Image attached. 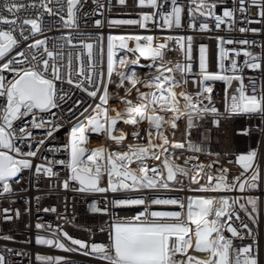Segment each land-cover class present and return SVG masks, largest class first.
<instances>
[{
	"label": "built area",
	"instance_id": "2783aa9c",
	"mask_svg": "<svg viewBox=\"0 0 264 264\" xmlns=\"http://www.w3.org/2000/svg\"><path fill=\"white\" fill-rule=\"evenodd\" d=\"M47 4L52 9L53 14H49L40 5ZM215 5V15H223L225 9L232 10L234 15L230 22L223 23L219 28L216 27L214 16H203L199 13L191 15L189 8L193 7L190 0H156L155 6L145 2L144 5L139 0H125L121 4L119 0H81L82 7L76 13L77 20L74 27H65L61 16L67 18V6L65 0H7L8 4L16 3L23 5L22 8L9 13L6 7H0V14L9 19H17L18 23L24 19H39L42 31L35 36L31 35L30 30L25 32L28 36L24 40L19 36V28L15 35L19 38L18 46L13 49L10 56H15L16 52L23 50L37 57V63L42 67V60L48 59L50 64L55 63L61 67V79L55 80L56 103L57 107L47 112L34 110L37 120L45 122V127L36 129L31 127L33 114L14 122L17 135L19 129L24 128L31 131V137L17 140L16 144L23 152L37 151L35 157H31L33 167L24 169L18 177L9 181L11 191L0 194V255L5 257V264H45L38 261L37 255L43 257H62L61 264H108L107 261H100L98 257L84 255L82 251L67 252L49 245L36 243L38 236L60 239L66 246L71 245L60 233L56 236L52 230L57 228L68 233L74 239H79L89 245L103 244L110 245L112 236V225L117 221H129L138 216L141 212L152 211H182L177 205L152 204V199H178L185 205L190 197L220 198H239L241 202L251 197L256 199V211L252 212L251 205H246L247 211L236 206V211L240 216L239 220L233 218V226L237 228L240 237H232L231 233L225 230L224 235L233 242V249L251 246L253 254L258 260V264H264V115L245 114L232 112V97L238 96V89L241 83L245 87L246 93L260 96L264 94V16L261 15V6L253 4L252 0H245L243 7L245 11H240L239 0H207ZM5 0H0L3 5ZM35 5V6H33ZM182 8L181 26L172 27L164 25L166 16L172 13L173 8ZM151 18L145 21L144 28L139 24L110 26L112 20H136L140 21L143 15ZM101 22L97 26L96 21ZM207 23L208 29L201 30L199 25ZM194 25V27H189ZM9 25L0 24V29H8ZM240 28L249 29L241 32ZM255 29L256 31H252ZM111 35H140L153 37V44L164 43L167 45L163 61L167 67L174 68L175 65L190 64L192 71L188 73L165 72L164 75H171L175 78L177 100L181 108L184 104V97L181 93L191 95L196 101L199 95L200 103L198 108H215V114L211 112L197 115L195 111H190L176 120V127L172 128L169 124L163 125V134L169 141L168 155L174 162L182 167L191 168L193 165H204L205 172L214 176L220 175L226 170L229 182L234 178L240 177L244 169L237 163V156L241 153L255 152V166L259 169L257 187L245 189L243 192L238 189L232 191H197L198 184H193L191 180L183 175H179L176 181L169 182V188L126 190L119 192L107 191L99 192H80L78 182L69 179L71 173L67 167L70 153L67 145L71 128L78 120L84 119L86 115H92L95 105L99 103L98 97L93 98L87 95L77 83L85 81V75L91 74L96 83L107 84L109 100L107 107L109 115L115 116L117 112H123L126 107L124 100H131L138 104L139 92L150 93V89L145 83L149 78L158 73L160 61L153 60L151 57H143L134 51L120 49L115 54V60L126 58L136 63H129L124 71L131 75L135 73L141 83L135 88L125 81L120 83V77L113 73L112 77L107 76V38ZM169 37L185 38L180 44L175 39ZM191 59H188L189 41ZM222 38L224 43L221 45ZM37 39L45 40V44L36 49H29L28 45ZM71 39V43H69ZM233 41L228 44L227 41ZM241 40L248 41L247 44L239 43ZM145 43L144 41H141ZM84 43L93 45V62L91 72H89V60ZM128 45L133 48V41L129 40ZM206 49V69L208 73L218 75H239L242 81L232 80L231 83L223 80L204 81L203 85L199 82L200 76V48ZM223 47L228 56L221 61L220 48ZM45 48L53 52V57H48ZM234 50L241 51L236 55ZM246 50L252 54L251 57L243 55ZM80 59H77V56ZM71 58V68L69 69V59ZM232 60L238 65V70L234 73L231 70ZM247 62L260 63V68H249ZM223 63L224 69L220 65ZM83 69L85 75L80 74ZM71 72L72 84L67 81ZM7 80L13 78L12 73L2 72ZM51 78V71L48 73ZM90 90V85H86ZM210 87V93L205 92L204 88ZM255 90V91H254ZM103 93L100 89L99 94ZM157 94H159L157 92ZM76 101H81L76 105ZM5 103V98L0 97V105ZM69 108L73 111L70 113ZM85 109L88 112L85 113ZM83 114V115H82ZM166 116L170 117L171 113ZM191 116V125H189ZM58 125V128L54 126ZM49 129H53L51 137L47 135ZM121 131L125 134V139L116 143L107 135L100 133L101 142L106 153L124 152L129 150V145H146L148 143L149 132L152 135V143L159 144L156 139V129L149 126L147 121H140L137 125L126 124L123 119L117 122L115 135H120ZM134 132H139V137L133 136ZM40 140L44 143L37 149ZM173 143H181L183 148H173ZM196 149H200L197 151ZM185 160L189 161L185 165ZM52 161H64L63 164L49 163ZM145 163L150 167L160 165L159 161L146 159ZM51 166L53 176L49 177L43 172L37 173L35 166ZM211 167H208V166ZM131 167L135 168L133 163ZM194 173H190L192 175ZM151 175V173H149ZM250 175V173H249ZM68 181L69 187L63 186ZM200 184H206L204 177L200 178ZM101 187H107L106 174L102 177ZM2 190V189H0ZM143 198L144 205H128L117 207L114 201L122 199ZM95 205L101 209L99 212L91 211ZM7 209V212H5ZM49 209V211H45ZM50 209H55L51 211ZM106 209V211H105ZM18 213V215H17ZM5 216L12 217L5 219ZM149 219L151 217L149 216ZM37 224L44 225L37 228ZM246 224L248 227L244 228ZM194 228V225H191ZM188 255L201 260H206L208 254L204 252H194L189 249ZM182 257L177 255V259Z\"/></svg>",
	"mask_w": 264,
	"mask_h": 264
},
{
	"label": "snow or ice",
	"instance_id": "6c2138e0",
	"mask_svg": "<svg viewBox=\"0 0 264 264\" xmlns=\"http://www.w3.org/2000/svg\"><path fill=\"white\" fill-rule=\"evenodd\" d=\"M67 6V18L61 16L60 19L64 21L65 27H74L77 20V11L82 7L81 0H65ZM121 4L125 0H119ZM147 2L155 6L156 0H139L141 5ZM193 7L189 8V13L195 15L199 13L203 16H214L216 27L219 28L221 24L231 21L234 13L232 10L225 9L223 15H215V5H210L207 0H190ZM245 0H239L240 11H245L243 7ZM253 4H259L260 0H252ZM35 6V5H33ZM49 14L52 9L47 7V4L40 5ZM0 7H6L9 13L22 8L23 5L16 3L8 4L7 0ZM261 15L264 16V5L261 6ZM182 8L175 6L171 14L165 17L164 25L172 27L181 26ZM151 17L147 14L143 15L140 21L136 20H112L110 26L118 25H133L139 24V27L146 26L145 21ZM0 24L9 25L8 29H0V73H12L13 78L7 80L4 75H0V97L5 98V103L0 105V194L11 191L9 181L14 177H18L24 169L33 167L31 157L37 155V151L23 152L16 144L17 140H23L25 137H31L32 132L26 131L24 128L19 129L17 135L14 122L33 114L31 123L32 128L40 129L45 127V122L37 120L34 110L40 112H47L52 108H56V85L55 80L61 79V67L55 63L50 64L48 59L42 60V67L37 63V57L33 54L29 59V54L23 50L16 52L15 56H10L13 49H15L20 40L15 35L17 28H19V36L24 40L28 39L25 32L30 30L31 35L35 36L42 31L39 19H24L18 23L17 19H9L0 14ZM97 26H101L99 20L96 21ZM194 27V25H189ZM201 30H207L208 24L201 23L199 25ZM241 32L249 29L240 28ZM252 31H256L252 29ZM168 39H175L181 48L184 47L182 41L183 37H169ZM188 48V59H191L190 40ZM221 45L224 43L222 38H218ZM136 42V47L130 48L128 41ZM144 41L145 43H141ZM71 43V39L68 41ZM232 44L233 41H227ZM240 44L248 43L246 40L239 41ZM45 44V40L37 39L30 45L29 49H36ZM84 49L87 50L89 60V72H91L93 62V45L91 43H84ZM167 45L164 43L154 45L153 37L140 35H109L107 38V76L112 77L113 73L120 77V83L129 82L132 88H135L138 83H141L135 73L131 75L126 74L124 69L129 63H136L126 58L115 60V54L120 49L127 51H138L141 56L151 57L153 60H159L160 69L158 73L149 78L145 83L150 89L154 91L150 93L139 92L137 94L139 100L138 104H134L131 100H124L126 108L123 112H117L115 116H110L108 105L109 94L107 84L96 83L91 74L85 75L83 69L80 70L81 75H85V81L77 83L76 86L81 88L88 96L98 97L99 103L95 105L92 110V115L84 116V119L78 120L71 128L69 143L70 159L67 162V167L71 173L69 179L78 182L80 192H99L104 193L111 191L113 193L126 190H140V189H156L169 188V182L177 180L178 174L188 177L193 184H198L197 191H232L238 189L243 192L245 189H254L257 187V180L259 178V169L255 166L256 153L249 152L246 155H240L237 158V163L241 165L244 172L240 177L234 178L231 182L228 181L226 170L222 171L220 175L214 176L205 172L204 165H193L191 168L182 167L174 162V159L169 158L168 145L169 141L163 134V125L169 124L172 128L176 127V120L181 116L186 115L190 111H195L197 115L211 112L215 114V108H198L200 103L199 95L196 101L188 94L181 93L184 97V104L181 108L180 102L177 100V93L174 91L176 86L175 78L171 75H164L165 72H180L188 73L192 71L190 64H177L174 68L167 67L163 61L165 49ZM236 55H240L241 51L234 50ZM48 57H53V52L45 48ZM206 49L200 48V84L204 81L223 80L231 83L232 80L242 81L239 75H218L208 73L206 69ZM243 55L251 57L252 54L246 50ZM228 56V52L221 47L220 58L221 61ZM80 59V56H77ZM246 66L249 68H260L261 64L256 62H247ZM224 69L223 63L220 65ZM71 68V58L69 59V69ZM231 70L235 73L238 70V65L235 60H232ZM51 71V78L48 73ZM69 84L73 83L71 79V72H69ZM90 85L95 90H90ZM103 93L99 94L100 89ZM205 92L210 93V87L204 88ZM255 91V90H254ZM157 92L159 94H157ZM238 96L232 97V105L230 110L232 112H239L245 114H262L264 115V94L257 96L256 94H247L245 87L241 83L238 89ZM78 106L81 101H76ZM68 111L71 113L72 108ZM85 113L88 109L84 110ZM171 113V116H166ZM83 115V114H82ZM123 119L124 123L137 125L140 121H147L150 128L156 129V139L161 143H152V135L149 132L148 143L146 145H129V150L124 152L106 153L103 147H98L89 150L84 146L87 140L86 133H102L108 136L116 143H120L125 139V134L121 131L120 135H115L114 131L117 129V122ZM191 116H189V125H191ZM58 128L59 126H54ZM53 129H49L47 135L51 137ZM139 132H134L133 136L139 137ZM44 143L40 140L37 144V149ZM173 148H183L181 143H173ZM199 151L200 149H196ZM146 159H153L160 162L156 167H150L145 163ZM56 164H63L64 161L49 162ZM135 163L136 167L131 165ZM185 165L189 161L185 160ZM208 167H211L210 165ZM37 173L43 172L45 175L51 177L55 173L51 166L37 165L35 166ZM151 173V175H149ZM190 173H194L190 175ZM250 173V175H249ZM107 176V187H101L100 182L102 177ZM204 177L207 180L206 184H200V178ZM63 186L69 187L68 181H65ZM115 206L128 205H144L145 199H122L113 202ZM152 204H167L177 205L181 209L186 208V212L182 211H152L148 213L147 210L141 212L138 216L129 221H117L112 225V236L110 245L92 244L90 247L79 239H74L63 232L62 229L57 228L52 230L53 235L60 233L66 240L70 241L71 245L77 247L66 246L60 239H51L38 236L36 243L41 245H49L67 252L82 251L84 255L98 257L100 261H107L108 264H258L256 256L253 254L252 247L245 246L239 249H233V242L224 235L225 230L231 233L232 237H240V233L236 227L233 226V218L240 219L236 211V206L247 211L246 205H251V211H256V199L247 198L246 202H241L239 198H229L222 196L220 198H205V197H190L187 204L178 199H152ZM55 211V209H50ZM49 211V209H45ZM91 211L99 212L101 209L95 205L92 206ZM106 211V209H105ZM7 212V209H5ZM18 215V213H17ZM149 216L151 219H149ZM10 216H5V219H11ZM191 225L195 227L192 228ZM36 227L43 228L44 225L37 224ZM244 228L248 226L243 225ZM208 254L206 260H201L191 255H188L189 249ZM179 254L181 259H177ZM38 261H44L45 264H61L62 257H43L37 255ZM0 264H5V257L0 255Z\"/></svg>",
	"mask_w": 264,
	"mask_h": 264
},
{
	"label": "rangeland",
	"instance_id": "374dc122",
	"mask_svg": "<svg viewBox=\"0 0 264 264\" xmlns=\"http://www.w3.org/2000/svg\"><path fill=\"white\" fill-rule=\"evenodd\" d=\"M109 35H111V34H109ZM86 135H87V140H86V143L84 146L89 150V152H90V150L96 149L98 147L104 148V146L102 145V142H101L100 133L88 132V133H86ZM246 154L247 153H241L237 156V158L240 155H246ZM69 159H70V157H69Z\"/></svg>",
	"mask_w": 264,
	"mask_h": 264
},
{
	"label": "water",
	"instance_id": "95a60500",
	"mask_svg": "<svg viewBox=\"0 0 264 264\" xmlns=\"http://www.w3.org/2000/svg\"><path fill=\"white\" fill-rule=\"evenodd\" d=\"M142 43V42H141ZM136 47V42L133 41V49ZM136 54L140 55V53L138 51H134ZM141 56V55H140ZM145 57V56H143ZM126 107L123 108V111L125 110Z\"/></svg>",
	"mask_w": 264,
	"mask_h": 264
},
{
	"label": "bare ground",
	"instance_id": "6f19581e",
	"mask_svg": "<svg viewBox=\"0 0 264 264\" xmlns=\"http://www.w3.org/2000/svg\"><path fill=\"white\" fill-rule=\"evenodd\" d=\"M192 250H193L194 252H198V251H195L194 248H193ZM198 253H200V252H198Z\"/></svg>",
	"mask_w": 264,
	"mask_h": 264
}]
</instances>
